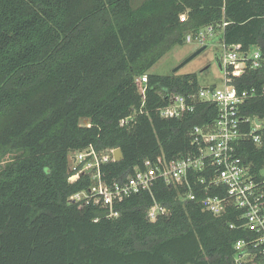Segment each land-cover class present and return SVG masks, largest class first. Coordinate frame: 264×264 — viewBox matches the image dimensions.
Wrapping results in <instances>:
<instances>
[{
    "label": "trees",
    "instance_id": "trees-1",
    "mask_svg": "<svg viewBox=\"0 0 264 264\" xmlns=\"http://www.w3.org/2000/svg\"><path fill=\"white\" fill-rule=\"evenodd\" d=\"M205 26L226 45L260 48L262 66L234 80L239 89L260 87L264 0H0V264H236L234 243L255 234L238 226L231 208L215 216L199 201L182 202L183 187L155 183V199L169 210L155 221L146 217L147 192L116 202L115 218L69 200L90 178L81 172L68 180L72 151L120 148V160L101 166L107 180H120L145 159L190 148L189 128L213 118L215 107L160 117L166 94L196 91L198 76L150 69ZM143 74L141 105L136 79ZM242 108L262 121L260 145L247 139L239 148L261 181L264 96ZM131 113L134 122L121 126Z\"/></svg>",
    "mask_w": 264,
    "mask_h": 264
},
{
    "label": "built area",
    "instance_id": "built-area-1",
    "mask_svg": "<svg viewBox=\"0 0 264 264\" xmlns=\"http://www.w3.org/2000/svg\"><path fill=\"white\" fill-rule=\"evenodd\" d=\"M184 15L180 16L183 20ZM213 33L211 26L200 28L195 34L185 35V41L192 39L205 43ZM223 51L218 56L221 64L222 83L220 85H200L190 93L169 92L167 102L157 108L160 117L182 118L195 111L199 104L207 103L215 107V115L201 125L189 128L190 148L174 158L163 155L154 160L145 159L142 165L133 167L122 179L107 180L101 170L105 163L115 161V148L96 151L92 145L68 155V180L73 181L80 173L89 174V185L69 196V200L80 206L91 205L102 210L104 218H115L119 210L116 202L133 194L147 192L152 203L146 210L149 221H155L169 210L153 195L158 180L166 186L183 187L177 192L182 202L199 201L202 209L218 216L229 208L236 211L238 226L255 234L251 239H239L234 243V262L257 257L264 264V189L252 171L251 162L245 161L239 154V148L247 139L256 146L262 141V121L258 116L242 115V106L253 97L264 96V82L260 87L239 89L234 80L246 69L262 66L263 58L257 45L243 49L238 44L226 45L221 42ZM147 74L136 79L141 96V105L146 100ZM136 113L120 119L121 126L134 122ZM256 119L260 123L256 122ZM261 174L264 175V169ZM215 189L214 194L208 193ZM203 194L199 199L197 196ZM97 216L93 221H97ZM235 222L230 223L233 227Z\"/></svg>",
    "mask_w": 264,
    "mask_h": 264
},
{
    "label": "rangeland",
    "instance_id": "rangeland-1",
    "mask_svg": "<svg viewBox=\"0 0 264 264\" xmlns=\"http://www.w3.org/2000/svg\"><path fill=\"white\" fill-rule=\"evenodd\" d=\"M142 1L143 0H133V3L134 5H137ZM219 35V31H213L211 35L209 34L208 39L205 42L207 47L180 67L176 72H173V69L198 48L204 45V43L192 39L190 42L184 41L181 45H175L151 67L150 72L160 75H182L194 72L198 76L200 85H220L222 83V72L214 60L216 56L222 55L223 51ZM5 160L0 163V168L6 162ZM68 164H71L69 159Z\"/></svg>",
    "mask_w": 264,
    "mask_h": 264
},
{
    "label": "water",
    "instance_id": "water-1",
    "mask_svg": "<svg viewBox=\"0 0 264 264\" xmlns=\"http://www.w3.org/2000/svg\"><path fill=\"white\" fill-rule=\"evenodd\" d=\"M207 47V44L204 43V45H202L200 48H198L195 52H193L191 55H189L186 59H184L181 63H179L174 69L173 72H176L180 67H182L185 63H187L188 61H190L194 56H196L199 52H201L203 49H205ZM215 62L218 66L219 69H221V64L219 61L218 56L215 57ZM207 68V67H205ZM256 122L260 123L258 119H256ZM113 156H114V160L118 161L122 158V152L120 150V148H115L114 152H113Z\"/></svg>",
    "mask_w": 264,
    "mask_h": 264
}]
</instances>
